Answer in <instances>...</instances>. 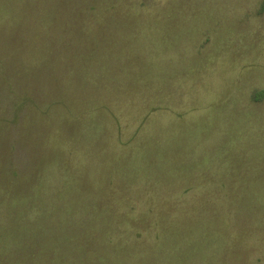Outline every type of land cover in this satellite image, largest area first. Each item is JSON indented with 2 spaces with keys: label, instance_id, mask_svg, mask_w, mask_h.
Wrapping results in <instances>:
<instances>
[{
  "label": "rangeland",
  "instance_id": "374dc122",
  "mask_svg": "<svg viewBox=\"0 0 264 264\" xmlns=\"http://www.w3.org/2000/svg\"><path fill=\"white\" fill-rule=\"evenodd\" d=\"M0 264H264V0H0Z\"/></svg>",
  "mask_w": 264,
  "mask_h": 264
}]
</instances>
